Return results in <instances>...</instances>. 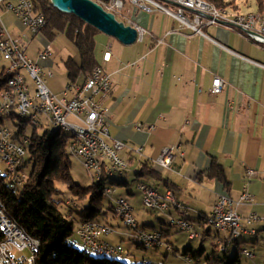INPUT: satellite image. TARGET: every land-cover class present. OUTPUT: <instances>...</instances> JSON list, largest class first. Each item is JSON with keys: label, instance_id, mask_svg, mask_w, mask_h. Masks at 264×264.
Segmentation results:
<instances>
[{"label": "crops", "instance_id": "0c3cea01", "mask_svg": "<svg viewBox=\"0 0 264 264\" xmlns=\"http://www.w3.org/2000/svg\"><path fill=\"white\" fill-rule=\"evenodd\" d=\"M174 12L173 6H169L168 11L140 10L127 0L123 11L125 17L119 19L145 28L143 39L125 45L99 32L95 54L99 65L111 75L113 86L103 104L110 109L112 138L127 144L121 157L130 160L131 168L137 169L133 166L138 163V156L132 149L142 147L143 159L156 160L163 148L178 146L171 168L161 169L162 180L152 177L143 180L161 194L173 192L188 211L187 218L199 224L193 223L197 230H204V237L199 239L200 247L205 248L207 255L210 253L205 244L207 237L213 238V245L231 239L227 232L215 231L211 236L212 231L206 233L207 228L202 230L220 193L238 200L245 182H248V190L254 200L239 205L237 210L245 222L252 212L264 215V46L239 30L222 25H208L201 32H196L192 27L183 26ZM14 18V25L21 30L18 34L24 33V27L17 17ZM40 48L34 49V60L39 61ZM107 51L111 53L109 60L104 59ZM215 76L227 81L220 94L210 93ZM138 123L143 124V130L137 129ZM149 125L155 128L148 131ZM213 158L224 167L230 182L228 188L208 175ZM164 179L170 186L164 183ZM120 182L119 186L124 188L133 208L139 213L136 203L137 192L142 197L141 191L136 184L131 187L127 182ZM121 197L127 198L126 195L118 198ZM149 210L155 214L161 212ZM162 213L170 220L182 217L175 209ZM155 218L160 222L166 221L158 215H151L146 221L141 218L143 222H137L150 230L160 229ZM204 218H207L205 222ZM246 225L256 228V236L259 237L258 230L264 224L253 222ZM170 226H173L171 222ZM210 229L214 231L212 227ZM112 233L113 230L104 236L111 243L122 244V240L135 237L132 230L116 231L118 238ZM250 235L243 234L236 243L245 241ZM164 241L162 246L171 251L173 245L168 240ZM231 244H228V251ZM181 254L185 256L184 252ZM191 264L202 263L192 261Z\"/></svg>", "mask_w": 264, "mask_h": 264}, {"label": "built area", "instance_id": "2783aa9c", "mask_svg": "<svg viewBox=\"0 0 264 264\" xmlns=\"http://www.w3.org/2000/svg\"><path fill=\"white\" fill-rule=\"evenodd\" d=\"M100 3L107 11H110L119 17H125L123 11L125 9V0H94ZM130 4L140 10L152 12L156 9L168 11L169 6L175 7L174 16L182 22L183 26L192 27L196 32H201L203 27L208 25H222L230 29L239 30L247 37L253 39L257 43L264 46V17L254 16L253 12H239L227 14L225 18H217L214 13L208 12L204 3L200 0H128ZM231 1V0H227ZM3 11H12L21 22L25 31L22 36H14L8 31L3 21ZM120 20V19H119ZM124 21V20H122ZM126 24L135 26L138 30V39H143L146 29L133 24L129 21ZM47 26L45 14L36 8L34 0H0V60L6 61L4 67L5 72L9 74V82H13L15 87H20L21 107L31 110L35 113H44V120H54V129L69 125L77 131L84 133V141H73V145L80 153V161L82 156L91 157V164H94L95 153L107 154L111 165V172H117V167H124V171H130V162L118 154L119 150L127 147V144L119 139H113L110 132V109L103 104V99L111 92L113 83L111 75L100 65H97L92 73L85 79L80 81H70L66 84V88L61 94H55L47 84V77H53L52 56L53 51L49 46L41 47L38 50V59L34 60L29 55V47L31 42L42 33ZM248 31L253 32L249 34ZM30 42L27 43L26 39ZM161 42V39H157ZM110 51L104 55L105 60H109ZM264 67V61L262 63ZM20 73H27L32 76L33 87L31 90L36 91V101L28 100V91H24V82L20 81ZM227 86V81L221 76H215L212 81L210 93L220 94ZM11 105V99L5 87L0 95V112H4L6 106ZM139 131L144 129L142 123H138ZM154 125L147 127L148 131H152ZM28 139L21 137L19 140L14 135V130L7 124V127L0 129V153L2 155V163H0V173L13 172L14 180H21L24 184L26 175H22V166H24L25 157L27 155L26 145ZM178 146H168L161 150L159 156L153 161L156 165L164 168H171ZM135 155L142 151V147L131 150ZM137 152V153H136ZM141 158L138 156V162ZM148 159V158H145ZM150 160V159H149ZM84 165V164H83ZM98 169V168H97ZM99 171V170H98ZM138 187H143L145 198H149L155 204V211L167 212L170 205L164 203H156L153 200V192L158 190H149V185L138 181ZM110 191L113 189L110 188ZM174 200L172 191H168ZM253 194L248 190V182H245L243 192L238 200L232 199L225 193H220L213 206V225L220 228L221 232H227L231 239L241 237L245 233L251 234V228L244 225L253 222L264 224V215L261 216L256 212H252L243 221L241 214L237 208L244 203H252ZM126 208V216H119L122 221L132 223V215L127 214V205H132L129 199L119 201ZM179 229L186 231L189 236L200 237L201 232L196 229L193 224L185 221L183 217L174 218ZM21 228L7 227L5 220L0 214V229H5V237H0V258L8 256L9 264H37V250L40 241L35 242L34 250L26 253L22 237H14V229ZM77 234L80 243L90 245L91 249H100L105 252L125 254L122 244L111 243L104 239L109 231L107 224L102 222V227H94L93 221H87L79 224ZM135 235L153 236V244L164 245V239L157 237L153 232L140 233L135 229ZM255 235V234H251ZM247 258L255 257L254 252L244 249ZM187 261H192L190 257H186Z\"/></svg>", "mask_w": 264, "mask_h": 264}, {"label": "trees", "instance_id": "16d2710c", "mask_svg": "<svg viewBox=\"0 0 264 264\" xmlns=\"http://www.w3.org/2000/svg\"><path fill=\"white\" fill-rule=\"evenodd\" d=\"M34 1L36 8L42 11L47 19V26L43 33L53 39L58 32H64L78 50L79 62L74 60L72 56L65 61L69 82L85 79L99 65L95 49L96 37L100 31L74 14L59 11L50 0ZM207 1L219 7L233 5L235 9L240 8L234 1ZM256 1L258 10L263 11L264 0ZM8 78L9 74L3 68L0 71V89L7 83ZM11 118H17L18 131L16 137L19 140L22 136L28 138L27 155L23 167L26 172V179L22 186L13 189L9 186L5 174L0 173V199L5 203L7 212L18 226L39 239L40 246L36 263L129 264L115 256L88 254L70 240L77 223L79 225L83 222L97 220L96 216L103 212L104 195L108 193V188L112 189V187L106 186L107 176L103 174L100 179L93 180L89 186L83 187L71 173L72 160L68 149L72 142V136L69 133H63L64 131L61 129L50 128H41L44 130L40 131L39 127L31 125L19 115ZM0 122L5 123V119L0 117ZM208 175L220 180L225 187L230 186L226 171L216 158L212 159L211 165L208 167ZM133 176L136 183L138 181L145 182L143 180L145 177L163 179L158 166L149 159L139 160ZM114 183L122 184L116 181L111 184ZM164 183L170 186L167 179H164ZM62 186L73 192L76 198L55 199V194L62 192ZM114 204L113 201L110 204L111 211H114ZM206 219L204 218L203 221L205 222ZM206 223L210 225L208 224L209 221ZM141 227L147 229L146 226ZM210 228L211 226L206 229V233H211ZM160 231L165 237L164 231ZM203 237L204 230L199 238L202 239ZM240 238L228 239L224 242L220 246L221 253L214 250L205 255L204 247L195 250L189 246L185 249L184 255L190 257L194 263L241 264L239 249H236L232 256L228 252V244L236 243ZM140 246L143 247L141 243ZM134 264L145 263L136 262Z\"/></svg>", "mask_w": 264, "mask_h": 264}, {"label": "rangeland", "instance_id": "374dc122", "mask_svg": "<svg viewBox=\"0 0 264 264\" xmlns=\"http://www.w3.org/2000/svg\"><path fill=\"white\" fill-rule=\"evenodd\" d=\"M126 2L127 0H125V4ZM235 4H237L240 7L239 9H237L239 12H247L250 10L255 11L259 9L256 0H235ZM12 13L13 12L11 13L3 12V20L5 22V25L8 31H10L11 34L13 33L14 36L15 35L22 36V33L18 34L20 30L18 29L19 27L16 24L14 25V20H15L14 17L16 16H13ZM44 30L42 32H44ZM23 32H27V31H23ZM25 39L27 43L30 42L29 39L27 38ZM112 39H114L116 43H120V41L117 40L116 38H112ZM42 46L43 47L49 46L51 50L53 51L52 58H53L54 64L52 63L51 66L54 71V77H47L46 80H47V84L49 85L50 89L59 93L62 91L63 88L64 89L66 88V84L69 80L67 69L65 66V61L67 60L68 57L72 56L74 57V60L79 62L80 55L78 53L76 46L70 41V39L67 37L66 33L64 32H58L56 37H54L53 39H50L44 33L39 34L30 44V47H29L30 57L35 58L36 54H35L34 49L38 47H42ZM5 65H7V62L0 60V71L3 70ZM16 121H17V118L15 119L11 117L5 118V123L11 126V128L15 132L18 131V125H16ZM39 130L43 131L44 129L39 128ZM63 133H65V131ZM122 150L118 151V154L120 156L122 155L121 154ZM137 154L141 159H143V154H144L143 151ZM69 156H70V159L72 160V164H71L72 176L77 182L81 183L83 187L89 186L93 182V178L91 174L86 170L85 166L79 159L72 156L71 153H69ZM128 161L131 163L130 160ZM157 166L160 169V171L161 169L162 170L164 169V167H161L159 165ZM130 167H132V165ZM133 167H137V164ZM24 173L26 172L24 171ZM113 181H116V182L124 181V182H127L129 186L131 187H135L134 185L136 184V181L135 179H133V174L131 173H129L128 175H124V176H122V174L116 173L112 176H109L106 179V186L112 187L114 190L110 193H105L103 212L98 214L96 216V219L102 222H108L110 224L108 225L110 227L112 226L111 227V231L113 230L112 235L118 238L117 235H115L116 231L130 232L131 230L133 231L134 229L127 227L124 224V222L120 219V217L117 214H115L114 211L110 210V204L112 200H115L118 197L124 196V195H126V197L129 196L127 195L124 188L120 187L119 184H116V183L111 184ZM61 190L62 192H58L55 194V199H68V197L76 198L75 194L71 192L70 190H68L65 186H62ZM137 195H138V198H137L138 202L136 203V208L137 209L139 208L140 215L138 213V210L133 208L135 217L139 215V218L137 220L140 223H142L143 220L146 221L149 217H151V215L153 216L158 215V217L165 219L166 221H161L162 222L161 223L157 218H155L156 225L158 227H161L160 229H163L167 232V236H165V240L170 241V243L169 242L167 243L173 245V246L170 245L171 248L173 247V249L171 251H167L166 246H161L159 248H151V249L143 248L140 246V242L137 237L126 238L125 240H122L123 248L125 251V256L121 258V260L129 264H134L136 262H142L145 264H189L186 258H184L181 253H183L188 246H194L196 248L195 250H197L198 248H200L201 240L199 238L190 239L186 231H179L176 228V226H170L171 220L166 214L162 212H156L157 214H155V212L147 209V207L144 206L142 202L141 195L138 192H137ZM127 198L129 199V197ZM140 216L143 220L140 218ZM193 223L195 225H199L197 222H193ZM203 226L204 227H202V230L205 228L209 229V226H207V223H205ZM244 226L251 228V226L249 225H244ZM77 228H78V223L75 225L74 232L71 235L70 240H72L77 247H80L79 240H78V234L76 232ZM215 231H216L215 229L214 231L212 230L211 236L214 234ZM258 232L260 233L259 237H257L256 235H253V236L250 235L245 239V241H242L239 244L232 243L228 251L230 255L231 256L234 255L236 252V249H239V251L241 252V256H240L241 264H264V225L262 226V228H259ZM115 244H118V243H115ZM205 244L208 247V252H211L214 250H216L217 252H220V246L223 243L222 241H219L217 242V245H213V238L209 236L207 237ZM245 248H248L250 251L254 252L255 257L253 259L247 258L245 254H243V250ZM26 253L29 255L31 251L27 250Z\"/></svg>", "mask_w": 264, "mask_h": 264}, {"label": "bare ground", "instance_id": "6f19581e", "mask_svg": "<svg viewBox=\"0 0 264 264\" xmlns=\"http://www.w3.org/2000/svg\"><path fill=\"white\" fill-rule=\"evenodd\" d=\"M200 1L202 3H204L205 9L210 13H214L217 18H225V16H227V14H234L238 11L237 9H235L233 7V5H229L227 7H223V6L219 7L213 3L208 2L207 0H200ZM231 1L235 2V0H231ZM249 12H253L254 16L264 17V10L263 11L250 10ZM20 81L24 82V91H28V100L29 101H36V91L31 90V87H33L32 76H29V74H27V73H20ZM5 87L7 89V93L10 96V99H11V105L6 106V109H5V116L6 117H12L15 115H19L24 120H27L28 122H30V124L33 126H37L39 128H50V129L54 128V120H44V113L31 112V110L22 108L20 106L21 105L20 87H15L13 82H9V78H8L7 83L0 89V95L4 91ZM0 117L4 118V112H0ZM4 127H7V124L0 122V129L4 128ZM55 129H61L65 132L69 133L72 136V142L69 145L68 152L71 153L72 156H74L80 160V153L74 147L73 141L83 142L84 141V133L82 131L75 130L74 127H70L69 125H62V126H59ZM14 135H16L15 131H14ZM22 137H24L25 139H28L26 136H22ZM0 163H2L1 153H0ZM82 163L84 164L86 170L91 174L93 180L100 179V177L103 174H105V176H107V178H108L109 176H112L116 173L127 174L128 172H130V171H124V167H117V172H111V165L109 163V158H108L107 154H104V153H95L94 164L97 167L92 166L91 157H89V156H82ZM23 169L24 168L22 166V175H26V173H24ZM135 171H136V169L132 168V173H134ZM5 177H6V180L9 182V186L13 189L19 188L20 186L23 185L21 180H14L13 172H6ZM141 182H143L146 185H149L148 183H146L144 181H141ZM136 184H138V182ZM136 187L142 193V200H143V203L145 204V206L147 208L155 211V204L153 202H151L149 200V198L144 197L143 187H138V186H136ZM149 190H156V189L154 187H152L151 185H149ZM107 192L110 193L112 191H110V188H108ZM126 199L127 198H125V197H121V198H118L114 201V203H115L114 204V212L118 216H126V208H123V205L120 204V202H119V201H125ZM153 200L156 201V203H164V205H170V209L178 210L181 213V215L185 221H188V222H190V224H193L191 222V220H189L187 218L188 211L182 205V203L175 198V196H174V200H173V198L171 197V195H169V193L161 194L159 191H154L153 192ZM0 214L4 218L5 225L7 227H16V225H18L15 222V220L12 219L11 216L9 215V213L7 212V208L5 207V203L1 199H0ZM127 214L132 215L134 227H133L132 223H130V222H125V221H123V222L127 227L134 229L133 232H135V229L139 230L140 233H148L150 231V232H153V234L155 236L161 237L162 239L165 240V237L163 236V233L160 230H154V229L150 230V229H146V228H143L140 225H138L137 219H136L134 212H133V206L132 205H127ZM208 221H209V224L212 226L213 229H215L218 232H221L220 228H217L216 226L213 225L212 211L210 213ZM170 222H171V225L177 226L179 228V226L176 225L174 218L171 219ZM93 226L94 227H102V222L99 220H93ZM107 227H108L109 231H111V227L108 224H107ZM0 232H1V237H5V229H0ZM256 233H257V229L251 227V234H256ZM22 236H23V242H24L25 248L27 250H34L35 242L39 241V239L28 234L23 228L14 229V237H22ZM135 237L138 238V240L140 241L141 245L144 248H153V247L162 246L160 244H153V236L152 235H145V236L135 235ZM189 237H190V239L199 238L196 236H189ZM164 243H165V241H164ZM80 246H81V249L88 254L109 255V256H115V257H119V258L125 256V254H121V253L105 252V251H102L100 249H91L90 245H86L84 243H80ZM37 252H38V250H37ZM243 254H245V251H243ZM186 257H188V256H186ZM253 258L254 257H252V259ZM188 263L191 264L192 261H188ZM0 264H9L8 256H1Z\"/></svg>", "mask_w": 264, "mask_h": 264}, {"label": "water", "instance_id": "95a60500", "mask_svg": "<svg viewBox=\"0 0 264 264\" xmlns=\"http://www.w3.org/2000/svg\"><path fill=\"white\" fill-rule=\"evenodd\" d=\"M61 12L74 14L100 32L118 39L125 45L137 42L138 30L131 24L119 20L114 13L107 11L94 0H50ZM249 34L253 32L248 31Z\"/></svg>", "mask_w": 264, "mask_h": 264}]
</instances>
